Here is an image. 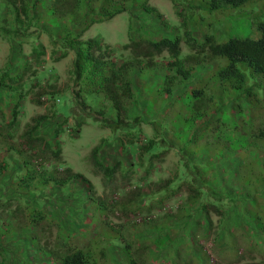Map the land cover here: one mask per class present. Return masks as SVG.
<instances>
[{
    "label": "trees",
    "instance_id": "16d2710c",
    "mask_svg": "<svg viewBox=\"0 0 264 264\" xmlns=\"http://www.w3.org/2000/svg\"><path fill=\"white\" fill-rule=\"evenodd\" d=\"M97 1L99 0H1L3 10H1L0 17L3 24L0 26V30L10 45L11 42H14L18 47L22 39H29L34 35L28 30L30 27H35L36 21L39 20L38 11L35 9L37 4L43 5L47 14L57 20L56 25H59L61 20L69 23L71 29L63 27L65 35L59 38V42L65 50L60 54L61 58L65 56L67 50L73 52L70 73L77 87L74 92L70 91V96L68 95L71 99L70 113L76 112L77 116L83 119L92 118L93 112L98 118H92V120L110 129L112 135L119 131L123 135L135 133L141 135L140 123L151 125L153 137L146 138L144 144L135 148L138 152L136 164L141 165L144 157L148 158L144 159L148 163L152 158H158V155L167 148V134L179 146V142L174 138L175 128L172 126V122L169 123L168 128L164 126L165 130H163L162 124L166 119H163L162 122L160 119L154 120L156 114L164 112V110L160 111V108L169 104L177 94L181 96L183 94L187 100L198 97L186 106L182 118L192 133L189 144L185 140L179 146L184 156L181 170L175 172L172 179L162 181L154 192L149 193L162 195L163 192H172L183 186L186 197L174 213H165L144 223L155 233L154 237L151 235L138 236L127 226L116 229L104 221L97 220V232H94V237L86 238L87 234L76 233L77 235H74V231L68 230L63 223L60 224L61 221H64L63 218L57 217L55 220L51 216L48 217L39 206H34L29 202H19L23 200V194H19L20 199L13 206L7 200H2L0 201V264H6L2 249L4 248L3 243H8L10 239H19L24 244H32V250L39 254L36 257H43L47 264H111L109 256L112 255H108V249L112 246L117 248L119 258L116 256L114 261L117 264L118 259H121L123 264H152L147 256L148 249L160 251L166 245L173 244L178 232L177 229H174L175 222L185 219L179 227V231H183V235L194 238L200 234L202 228L204 231L208 230L207 216L209 213L217 217L218 225H220L224 221L226 213L230 210L234 211L241 204L246 219L252 225L250 228L252 232L249 235L255 238V241L249 245H252V249H255L260 256L256 262L242 264H264V247L259 245V238L264 236V166L252 162L245 167L237 166L234 171L237 178L232 188L235 193L231 197L228 193L221 194L210 184L211 181L207 176L208 171L203 167L205 160L209 159L208 149L198 148V142L202 140L203 136L199 138L196 135V124L202 122L201 131L199 130L197 133L213 139L215 146H217V140L221 141L222 147L227 153L241 151L250 156L252 150L257 147L264 150V118H260L256 130L253 129L251 119L252 110L259 107L264 108V4L259 8L256 6L262 0H254L251 3L247 2L248 0H201L199 4L198 2L193 4L192 0L187 2V9L191 11L203 9L207 13L220 11V13L228 15L232 10L238 14L241 12L240 9L252 5L248 8L256 11L255 14L258 16L253 23L255 30L259 33L256 39L231 37L226 41L218 42L211 34H202V40H197L191 34L189 25L193 20L189 19L188 21V15H185V11L181 9L176 13L179 17L178 29L180 32L173 33V37H159L158 40L147 41L139 31L136 39L121 46L123 51L128 52L125 58L106 56L104 51L111 52L112 50L107 46L102 47L97 39H79L90 24L109 20L117 13L116 10L106 11L102 4L93 7L92 4ZM109 1L114 3L113 0ZM133 1L121 0V3L130 4ZM138 7L144 12L153 13L157 22L163 23V16L156 8L146 4H140ZM87 11L95 14L97 18L95 20L85 18ZM77 22L82 23L80 29L75 27L77 25L74 23ZM138 30L142 29L138 27ZM50 39L54 43L55 39L52 37ZM181 43L187 50L186 54L180 52ZM12 50L13 45L11 52ZM14 51H16L15 48ZM30 54L37 61L38 57L43 55V51L39 50L37 46H33ZM162 54H165L166 62L165 66L159 69L162 76L158 81L156 80L157 85L150 88L149 94L143 88V92L137 94L132 87L133 73H137L138 79L141 80L144 71L151 70L155 66V58ZM24 62L21 66H15L14 63L9 62L12 69L0 73V88H5V92L0 91V95L5 97L7 103L11 105L7 115L0 113V121L7 138H13L11 129L18 122L17 118L22 106L20 104L22 101L21 86H24L22 82L28 73H33L29 63ZM192 69L198 70L199 73L204 72L203 75H206L208 70L211 74L213 90L208 96L203 95V87H200L201 81L194 77L195 72H192L194 71ZM176 78L177 81H175ZM49 88H52V85ZM45 94L48 98L57 101L54 92ZM217 97H219L220 104L217 103ZM147 99L154 100L149 107H147ZM135 109L140 113L137 112V115L129 119L128 114ZM51 114L52 116L56 115L54 110L51 111ZM151 115H153L152 118ZM43 120L44 116L31 119V123L25 124L19 135L23 142L22 146L33 151V154L41 162L46 153L50 154L52 158H56L59 154L56 142L51 143L37 132L38 126ZM231 120H236L239 123L241 120L244 122L243 126L246 127L240 132L236 130L234 135L229 137L227 136L229 133L227 127ZM212 125L213 127H211ZM218 126L222 132L216 136ZM236 128L237 126L234 127V129ZM57 130L55 134L58 133ZM194 138L198 141L192 143ZM126 144H132V142L127 139ZM4 148L14 151L21 162V176L11 185V189L29 194L32 192L30 189L36 183L44 187L50 183L62 188L70 181H77L83 187L90 202L93 211L90 215L91 218L97 219L98 215L105 216L109 212L105 203L95 195L89 181L80 174L72 173L68 168H64L61 172H58L57 169L47 170L42 164L34 167L30 164L29 157H24L22 152L9 145H4ZM216 150L214 158L222 159L223 152L221 149ZM98 152V146L91 151L93 165L101 172L103 178L109 180L115 171H120L121 163L115 161L114 165H105L97 158ZM131 164V167L135 166L133 161ZM6 168L7 163L3 159L0 161V177ZM1 192L3 193L2 185H0ZM129 195V199L126 198L123 202L118 203V209L127 211L130 209L129 207L135 208L138 201L144 196L139 189H136L135 192L132 191ZM80 198V195L77 196V202ZM222 198L227 199L229 203H223ZM82 203L79 202L80 205H83ZM69 211L73 214L74 210L69 209ZM80 220H78V226L82 223ZM188 220H191V223H188ZM235 221L236 219H229L227 223L234 222L232 225H236ZM51 226H54L53 233ZM85 226L88 227L87 224ZM235 233L236 230L228 233L227 243L219 242L216 235L213 236L214 242H217L223 249H232L230 246L237 239ZM187 249L188 247L184 244L175 246L171 264H209L204 257L202 259L199 257V253H191ZM21 261L23 264L29 263L26 255Z\"/></svg>",
    "mask_w": 264,
    "mask_h": 264
},
{
    "label": "rangeland",
    "instance_id": "374dc122",
    "mask_svg": "<svg viewBox=\"0 0 264 264\" xmlns=\"http://www.w3.org/2000/svg\"><path fill=\"white\" fill-rule=\"evenodd\" d=\"M113 1L114 3H110L109 0H99L92 4L93 7H98L102 4L106 8V11L116 10L117 13L109 20L90 24L79 37L80 40L97 39L102 47L107 46L113 52L104 51L106 56L127 57L128 52L123 51L121 46L130 40L136 39L140 32H142L141 34L147 41L158 40L159 37H173V33L177 34L180 32L178 29L179 17L176 13L180 12L181 9L185 11V15H188V21L189 19L193 20L189 25L191 26V34L197 40H202V34H211L218 42L226 41L231 37L256 39L259 36L253 24L255 18L258 16L255 14L256 11L248 8L252 5L244 7L245 9H240L241 12L238 14H235V10H232L228 15L227 13H220V11L218 13H207L203 9L191 11L187 9L188 0H134L130 4L121 3V0ZM192 1L193 4H197V2L199 4L201 0ZM252 1L254 0H248L247 2L251 3ZM140 4L156 8L163 16V23L159 24L153 13H147L139 9L138 5ZM263 4L264 1L262 0L256 6L259 8ZM35 9L38 11L39 20L36 21L35 27H30L28 30V32L34 35L29 39H22L18 47L14 42H11L10 45V42L2 36L0 30V73L4 70L12 69L9 62L14 63L15 66H21L25 63L24 61L29 63L31 71H33V73L27 74L23 82L21 81L24 85L21 86L22 101L20 104L22 106L17 118V125L11 129L13 138L6 137L5 130L0 121V161L4 159L7 163L6 171L0 177V185L3 186V193H0V201L7 200L13 206L19 201V194H23L26 199L23 198L19 202H29L34 206H39L48 217L51 216L55 220L57 217L63 218L64 221H61L60 224L63 223L68 230L74 231V235L87 234L86 238L94 237V232H97V220L104 221L116 229H122V227L127 226L130 231L138 236L151 235V237H154L155 233L147 228L148 226L144 225V223H148L154 217H159L165 213H174L175 209L182 204L186 197L183 186L176 188L172 192L165 190L166 192H163L162 195H151L149 193L154 192L162 181L172 179L174 173L181 170L180 167L184 163V156L179 146L185 140L189 144L192 133L182 118L186 106L190 105V102L198 99V97L187 100L183 94L182 96L177 94L169 104L160 108V111L164 110V112L156 114L154 120L160 119V122H162L163 119H166L162 124L163 130H165L164 126L168 128L169 123L172 122L171 124L175 128L173 132L174 138L179 142V146L167 134V148L158 155V158H152L151 162L148 163L145 161L148 158L144 157L145 160L141 161V165L136 164L138 152H136L135 148L144 144L146 138L153 137L151 125L140 123L139 129L142 132L141 135L139 133L123 135L120 131L112 135L110 129L92 120V118H98L93 112L91 114L92 118L87 117L83 119L79 118L76 112L71 114V99L68 95L70 96V91L74 92L77 87L70 73L73 52L67 50L65 56L61 58L60 54L65 50L59 42V38L65 35L63 27H67L70 30L71 26L63 20L59 22V25H56L57 20L47 14L46 10L43 9V5L37 4ZM1 10H3V7L0 0V16ZM34 15L37 16L36 14ZM85 18L95 20L97 17L92 12L87 11ZM2 24L3 21L0 17V26ZM74 24L77 25L75 27L78 29L82 27L81 22ZM138 27L142 30H138ZM50 37L55 39L54 43H52ZM12 45L13 50L11 52ZM33 46H37L39 50L43 51V55L39 56L37 61L30 54ZM14 48L16 51H14ZM180 52L181 54L187 53L183 43L180 44ZM165 62V54L155 58V66L151 70L144 71L141 80L138 79L137 73H133L132 87L137 94H141L143 90L148 93L151 91V87L157 85L156 80L158 81L162 76L159 69L165 66ZM192 72H195L194 77L201 81L200 87H203V95L208 96L211 90H213L211 74H209L208 70L206 75H203L204 72L199 73L196 69ZM175 81H177V78ZM193 81L195 80L193 79ZM50 85H52V88H49ZM187 87L189 88V85ZM0 91L2 93L5 92V88H0ZM50 92H54L57 101L48 98L45 94ZM216 99L217 103L220 104L219 97ZM153 102L154 100L147 99V107ZM0 104L1 115H7L11 105L1 95ZM53 110L56 115L52 116L51 111ZM135 110L128 114L129 119L137 115V112L140 113L137 109ZM41 116H44V120L38 126L37 132L39 135L46 137L51 143L55 141L59 147V154L56 158H52L50 154L46 153L42 162L33 154V151L27 150L22 146L23 142L19 137L25 124H29L31 123V119ZM152 116L150 117L152 118ZM213 117L211 118L213 119ZM260 118H264V108L259 107L252 110L253 129L256 130L258 128ZM243 123L241 120L240 123L236 120L229 121L227 127L229 133H227V136H233L236 130L240 132L241 129H244L246 126H243ZM202 126V122H197L196 130L199 131ZM236 126L237 128L234 129ZM56 130L58 131L57 134H55ZM197 131L196 135L199 138L203 136L197 146L199 149L204 147L208 149V157L210 159L207 157L208 160H205L203 167L208 171L207 176L211 181L210 184L219 193H228L230 197L235 193L232 191V188L237 178V175L234 173L237 166L245 167L251 162L264 166V150L260 147L252 150L251 157L249 154L241 151L227 153L224 147H222L221 141L217 140L218 143L215 146L213 139L206 138L204 135L198 134ZM221 132L222 129L218 126L216 136ZM127 139L132 144H126ZM194 141L198 140L194 138L192 139V143ZM6 144L22 152L24 157L28 156L30 164L34 167L42 164L47 170L57 169L58 172H61L64 168H68L72 173L80 174L89 181L95 195L105 203L109 208V212L105 216L98 215L97 219L91 218L90 215L93 211L90 202L85 195L86 192L83 187L77 181H70L62 188L50 183L45 187L36 183L30 189L32 194H25L24 192L11 189V185L21 176V162L14 151H8L4 148V145L7 146ZM97 146L99 147L97 158L101 163L109 166L114 165L115 161L121 163L120 171H115L109 180L103 178L101 172L93 165L91 151ZM216 149H221L223 152L222 159L214 158V155L217 153ZM132 161L135 163L133 167H131ZM207 165H209L208 168H206ZM136 189H139L144 194L138 201L137 206L135 208L129 207L130 209L127 211L118 209V203L123 202L126 198L129 199V194L132 191L135 192ZM79 195L81 198L78 201L83 202V205L77 202V196L79 197ZM222 200L223 203H229L227 199L224 200L222 198ZM189 204H191V201H189ZM111 206L113 208H110ZM69 209L74 210L72 211L73 214ZM243 210L242 204L236 207L234 211L230 210V212L226 213L224 221L220 225H218L217 217L209 213L207 216V220L209 221L208 230L204 231V228H202L200 231L198 229L200 234L194 238L189 237V235H183V231H179V227L185 221V219H181L174 224V229H177L178 232L173 244L166 245L160 251L148 249L147 256L152 264H171L174 247L178 244H184L188 247L187 250L189 252L199 253L202 256L199 255V257L201 259L204 257L209 264L256 262L260 256L255 249H252V245H249L255 241V238L249 235L252 232L250 230L252 225L246 219ZM77 219L82 220L80 226H78L79 222ZM229 219H236V225H232L234 222L227 223ZM188 223H191V220H188ZM86 224L88 225L87 228ZM51 227L53 233L55 231L54 226ZM233 230H236L237 239L230 246L232 249H223L217 242H214L213 236L216 235L219 238V242L227 243L229 239L228 233ZM51 236L53 237V235ZM262 237L259 238V245L264 247V236ZM3 247V257L6 264H23L21 259L25 255L29 261L27 264H47V261L43 257H36L39 254L35 250H32V244H24L19 239H10L8 243H3ZM108 255H112L109 256L110 263L117 264L114 262L116 260L115 257H118L116 246L109 247ZM118 264H123V261L118 259Z\"/></svg>",
    "mask_w": 264,
    "mask_h": 264
}]
</instances>
